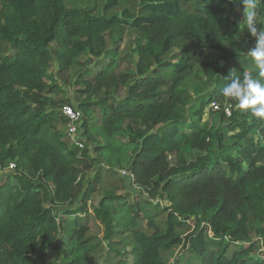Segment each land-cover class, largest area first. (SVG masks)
<instances>
[{
	"label": "trees",
	"instance_id": "1",
	"mask_svg": "<svg viewBox=\"0 0 264 264\" xmlns=\"http://www.w3.org/2000/svg\"><path fill=\"white\" fill-rule=\"evenodd\" d=\"M76 1L0 0V171L14 164L0 178V264H264V120L221 94L233 69L259 72L243 4L136 0L138 11L108 15L134 0H105L103 14ZM130 30L135 65L121 70L107 37ZM198 71L206 92L194 97ZM65 105L83 112V147ZM123 167L136 203L103 189L92 207Z\"/></svg>",
	"mask_w": 264,
	"mask_h": 264
},
{
	"label": "rangeland",
	"instance_id": "2",
	"mask_svg": "<svg viewBox=\"0 0 264 264\" xmlns=\"http://www.w3.org/2000/svg\"><path fill=\"white\" fill-rule=\"evenodd\" d=\"M78 3L79 6L82 7H89V8H94L93 11L96 14H103V9L105 7L106 1L105 0H77L76 1ZM138 1L134 0L132 2H128V3H123L120 6L116 7L113 10H109L108 11V15H118L120 14V12H122L125 9H131L133 11H138V5H137ZM96 9V10H95ZM98 10V11H97ZM243 10L238 7L236 10L237 13V17L239 18V21L242 22L243 20ZM242 28H244V26L242 24H240ZM138 35L136 30H130L129 32H127L126 37L123 41V43H118V37L117 36H108L107 37V47L108 48H115L116 45H118V49L120 51V55L122 57V63H121V70H132L134 65H135V55L132 54L133 51V41L135 39V37ZM8 48V47H7ZM174 61V60H173ZM200 73L201 71H198V75H194L192 77H190L187 81H186V88H188L194 97H197L198 95H200L201 93H205V83L204 81L200 78ZM67 89V95L69 97H73V94L70 92V90L68 88ZM212 109L208 108V113L206 115V117L204 118V121H202L203 123H212L211 118H212V114L216 113V111H218L220 109L218 103H212L211 104ZM63 129L65 130V133L67 131V125H63ZM81 130V129H80ZM79 136V135H78ZM93 153V152H92ZM129 171L128 169H126L125 167L121 168L120 170H118V172L116 174H107L105 175V181L104 184L102 186V188H100L99 192L94 196V198L91 200L90 204L92 207L94 206H98L99 205V201L101 198V191L103 189L107 190V191H116L119 192L120 194H125V192L127 193H131V197L129 198V202L131 203H136V201L138 200L137 196L139 194L138 189L133 186L131 184L132 179L130 178V174L128 173L127 175L124 174V171ZM12 171V168H7V169H1L0 171V178L1 177H5L7 176L10 172ZM126 186V188H125ZM90 234L95 235L98 237V239L100 240V237L104 236L105 231H104V227L102 225L101 222H99L98 220H91L90 221ZM195 226L193 224L188 223V225L186 226L185 229V233H188L190 231L193 230ZM147 232V231H146ZM120 236L118 235L115 238V241H119ZM126 244L128 245H133V239L130 238H124ZM119 246V245H118ZM122 247V246H119ZM262 251H264V247L261 249ZM182 252L181 248L177 247L174 248L171 252H164L163 253V260L166 263H172L174 261V259L176 258L177 255H179ZM104 261V256L102 255H97L95 258V262L97 264H102ZM114 262L111 261V264H113Z\"/></svg>",
	"mask_w": 264,
	"mask_h": 264
},
{
	"label": "clouds",
	"instance_id": "3",
	"mask_svg": "<svg viewBox=\"0 0 264 264\" xmlns=\"http://www.w3.org/2000/svg\"><path fill=\"white\" fill-rule=\"evenodd\" d=\"M235 3H242L244 8L239 25L242 24L255 39V46L247 49L245 55L259 72L257 76L249 72L240 75L233 69L221 94L233 101L236 109L264 120V25L260 22L264 13L260 11V0H235Z\"/></svg>",
	"mask_w": 264,
	"mask_h": 264
},
{
	"label": "built area",
	"instance_id": "4",
	"mask_svg": "<svg viewBox=\"0 0 264 264\" xmlns=\"http://www.w3.org/2000/svg\"><path fill=\"white\" fill-rule=\"evenodd\" d=\"M62 112L65 116V118L67 119V121H69L71 123V127L68 131V135L70 137H72V140L76 141V143L80 146L83 147V144L81 143V141H79V131L76 127V124H74V122H78V121H82L83 118V112L79 109L74 108L71 105H65L62 108ZM229 113V112H228ZM11 168H14V164L11 165ZM130 174V178L133 180V175L128 171H124V174Z\"/></svg>",
	"mask_w": 264,
	"mask_h": 264
}]
</instances>
